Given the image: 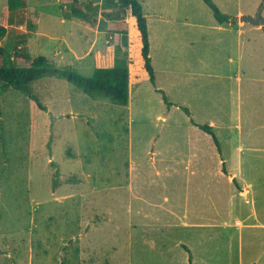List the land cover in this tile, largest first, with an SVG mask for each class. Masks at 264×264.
I'll return each instance as SVG.
<instances>
[{
	"label": "rangeland",
	"instance_id": "374dc122",
	"mask_svg": "<svg viewBox=\"0 0 264 264\" xmlns=\"http://www.w3.org/2000/svg\"><path fill=\"white\" fill-rule=\"evenodd\" d=\"M117 1L10 14L0 67L30 54L91 77L109 49L131 83L122 106L48 74L31 85L48 111L34 113L0 82V264H264V32L239 20L264 0H213L227 26L202 0H138L155 86L132 70L134 20Z\"/></svg>",
	"mask_w": 264,
	"mask_h": 264
},
{
	"label": "trees",
	"instance_id": "16d2710c",
	"mask_svg": "<svg viewBox=\"0 0 264 264\" xmlns=\"http://www.w3.org/2000/svg\"><path fill=\"white\" fill-rule=\"evenodd\" d=\"M26 1L27 0H7V5L3 8L2 16L0 17V42L8 34L7 26L10 22V14L25 9L27 6ZM77 1L78 0H75V2ZM202 1L212 10L213 16L219 25L234 23V19L223 13L213 0ZM117 4L122 9L129 10L134 20V36L132 38L134 46L133 52L138 55L140 63L134 66L132 70L137 76L138 74H145L151 84L155 86L156 75L150 54L151 45L148 21L144 15L143 6L138 0H118ZM74 10L76 13L79 11L77 8ZM6 56H8L6 49L0 46V57ZM17 56L22 59L26 67L17 68L13 66H1L0 82L3 91L12 89L27 97L30 100L31 109L34 113H46L48 111L47 107L43 104L39 96L33 92L31 87L36 79L48 74H59L84 94L90 96L102 95L122 106H127L129 104L131 83L130 71L127 67L116 65L115 53L112 50L107 49L96 52L94 59L95 67L91 77H85L71 67H67L61 72L55 68V64L49 57L38 56L33 58L30 54ZM157 92L162 93V91L158 89ZM163 99L167 106L172 107L173 104L168 101L165 95H163ZM183 110L188 116L190 115V111L187 108H183ZM191 122L200 130L209 134L218 150L221 151L220 143L212 126L197 124L193 120H191ZM54 166H56L55 163ZM56 168L54 186L57 185L60 177L59 166L57 165ZM234 182L237 183V180L234 179ZM185 249L187 252H190L187 247H185Z\"/></svg>",
	"mask_w": 264,
	"mask_h": 264
},
{
	"label": "water",
	"instance_id": "95a60500",
	"mask_svg": "<svg viewBox=\"0 0 264 264\" xmlns=\"http://www.w3.org/2000/svg\"><path fill=\"white\" fill-rule=\"evenodd\" d=\"M264 5L258 10L255 16H241L239 18L240 22L250 23L252 25L261 26L264 29V18L262 16Z\"/></svg>",
	"mask_w": 264,
	"mask_h": 264
},
{
	"label": "crops",
	"instance_id": "0c3cea01",
	"mask_svg": "<svg viewBox=\"0 0 264 264\" xmlns=\"http://www.w3.org/2000/svg\"><path fill=\"white\" fill-rule=\"evenodd\" d=\"M246 24H250V23H246ZM246 24L242 28H240V29L239 28L235 29V31H236V33H237L238 36H240L241 33L243 34L244 28H245ZM253 28L254 27H252V29H249V30L252 31V32H259V33H261L262 31L264 32L263 29H257V31H256ZM257 38H259L262 42H264V34L261 33V35H257ZM236 78H237V81H239L241 79L238 74L236 75ZM240 150H241V148H239V151ZM232 174H233V181H234V179L237 180V178L235 177L236 176V173H232ZM240 186H241V184H240ZM250 187H252L251 183H249L248 185H245V187H243L245 189V192L246 193L248 192V190H249Z\"/></svg>",
	"mask_w": 264,
	"mask_h": 264
}]
</instances>
